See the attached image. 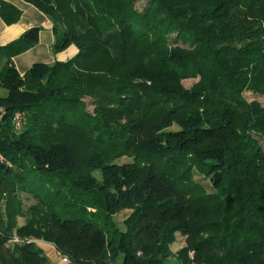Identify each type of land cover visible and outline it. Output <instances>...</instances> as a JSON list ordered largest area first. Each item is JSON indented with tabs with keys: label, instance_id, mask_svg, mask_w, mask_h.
Listing matches in <instances>:
<instances>
[{
	"label": "trees",
	"instance_id": "trees-1",
	"mask_svg": "<svg viewBox=\"0 0 264 264\" xmlns=\"http://www.w3.org/2000/svg\"><path fill=\"white\" fill-rule=\"evenodd\" d=\"M27 1L52 22L53 54L71 46L77 53L64 62L35 63L21 75L13 59L38 43L40 28H31L18 40L0 46V247L18 235L53 245L73 264H165L171 245L180 235L186 244L178 252L180 264H204L196 231L200 208L182 185L184 175L170 171L183 158H191L203 167L213 189L223 191L226 181L233 179L229 180L230 175L236 174L238 152L245 140H234L231 134L238 122L233 103L221 102L213 112H185L170 106L159 118L130 115L120 128L124 151L138 149L150 160L139 179L133 164L106 162L100 154L89 159L88 169L100 172L101 179L92 175L85 178L70 144L59 138L43 143L35 133L48 132L54 115L56 122L63 120L66 107L77 105L78 98L67 93L76 92V83L86 84L80 71L89 67L102 44L123 53V62L212 65L227 62L226 47L232 40L255 35L261 42L255 41L259 51L235 52L256 57L251 62H261L258 57H264V23L248 24L234 15L248 0H150L143 13L135 9L134 0ZM216 1L221 9H228L221 16L223 24L219 10L214 8ZM7 11L12 18L7 17ZM1 13L7 23L16 22L20 16L8 5H2ZM109 20L118 28L98 35L104 22L110 25ZM88 27L96 29L94 35L88 33ZM173 35L180 42L191 37L193 47L172 48L169 38ZM99 83L101 86L103 82ZM151 84L167 96L188 94L181 85L160 79L154 78ZM23 120L25 129L17 136L13 128ZM251 123L256 125L253 119ZM15 177L28 182L35 191L50 188L42 196L34 195L38 205L29 206L26 213L16 197ZM64 187L94 202L99 200L107 219L123 210L131 211L125 228L110 230L96 214H61L55 193ZM247 212L246 218L241 216L230 229V247L219 264H264V212L258 208ZM15 215L25 223L19 225ZM33 248L34 244L25 245L29 251Z\"/></svg>",
	"mask_w": 264,
	"mask_h": 264
},
{
	"label": "rangeland",
	"instance_id": "rangeland-1",
	"mask_svg": "<svg viewBox=\"0 0 264 264\" xmlns=\"http://www.w3.org/2000/svg\"><path fill=\"white\" fill-rule=\"evenodd\" d=\"M149 1L134 0L135 9L143 13ZM214 6L219 10L218 16L223 24L221 16L228 9H221L217 1ZM234 15L240 16L243 19L241 22L248 24L264 23V0H248ZM108 22L110 25L104 22L98 35L104 36V32L111 34L118 28L111 20ZM88 28V33L94 35L96 29ZM203 35L207 37L206 34ZM189 39L180 42L173 35L169 38V44L172 48H191L193 43ZM255 41L261 43L255 35L232 40L230 46L226 47L227 62H214L212 65L210 62H123V53L121 55L119 51L102 44L92 55L89 67L80 71L85 74L83 82L86 81V84L76 83L78 91L76 89V92L67 93L78 98L75 101L77 105L66 107L63 120L59 118L56 122L57 115H54V120L50 122L51 129L46 133L39 131L35 136L39 140L43 138L40 140L43 143L56 142L59 138L70 144L76 153L79 170L85 178L92 175L97 180L101 179L100 172L92 173L88 169L89 159L100 154L106 162L133 164L137 170L136 179H139L150 160L138 149L130 153L124 151L120 128L130 115L159 118L170 106L185 112H213L221 102L233 103L238 122L231 134L234 140L239 137H244L245 140L243 150L238 152L236 174L230 175L229 180L233 179L230 183L226 181L223 191L216 192L213 189L210 177L203 171V167L191 158H183L170 171L172 175H184L182 185L188 188L190 198L200 208L196 231L204 251L201 255L204 264H219L229 250V232L235 222L241 216L246 218L248 209L258 208L264 212V57H258L261 62H251L256 57L247 58L246 55L244 57L235 52V49L242 52L258 50ZM247 44L248 47H244ZM106 72H109L108 76L104 77ZM254 76L258 79L254 80ZM154 78L181 85L188 94L164 95L152 87ZM99 82H103L101 86ZM257 85H260V89ZM251 119L256 125L251 123ZM24 125V120L16 123L14 134L18 136L22 133ZM14 182L17 187L16 197L23 202L25 213L29 206L38 205L35 194L42 196L46 190H50L35 191L28 182H21L16 177ZM55 202L61 214L76 211L81 215H100L103 217L100 220L110 230H123L125 221L131 215V211L123 210L107 219L99 200L94 202L85 194L72 192L65 187L55 193ZM14 219L19 225L25 223L21 216L15 215ZM30 243L34 244L31 251L25 249V245ZM45 244L48 243L17 235L13 241L0 247V264H55L49 251L43 248ZM185 245V239L178 235L176 242L170 247L165 264H180L178 252ZM57 259L56 264H73L64 263L59 254Z\"/></svg>",
	"mask_w": 264,
	"mask_h": 264
},
{
	"label": "crops",
	"instance_id": "crops-1",
	"mask_svg": "<svg viewBox=\"0 0 264 264\" xmlns=\"http://www.w3.org/2000/svg\"><path fill=\"white\" fill-rule=\"evenodd\" d=\"M2 5L11 6L17 10L20 13L19 19L16 22L7 23L1 13ZM5 14L7 17H13L9 11L5 12ZM52 26L48 16L27 0H0V46H6L18 40L31 28H40L38 43L13 59L21 75H24L35 63L52 64L56 61L64 62L76 55L77 49L74 46L62 53L53 54L54 34ZM44 246L43 248L49 251L56 264L58 253L55 247L51 244H45Z\"/></svg>",
	"mask_w": 264,
	"mask_h": 264
},
{
	"label": "built area",
	"instance_id": "built-area-1",
	"mask_svg": "<svg viewBox=\"0 0 264 264\" xmlns=\"http://www.w3.org/2000/svg\"><path fill=\"white\" fill-rule=\"evenodd\" d=\"M62 260L64 263L69 262V260L66 257H62Z\"/></svg>",
	"mask_w": 264,
	"mask_h": 264
}]
</instances>
